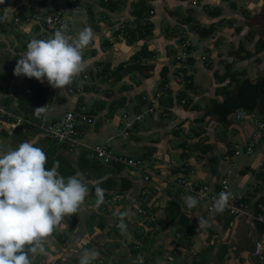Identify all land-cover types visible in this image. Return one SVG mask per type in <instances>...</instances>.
Here are the masks:
<instances>
[{"label":"crops","instance_id":"1","mask_svg":"<svg viewBox=\"0 0 264 264\" xmlns=\"http://www.w3.org/2000/svg\"><path fill=\"white\" fill-rule=\"evenodd\" d=\"M138 1L80 2L75 8L81 13L70 14L71 20L74 15L80 16L84 26L93 29V41L83 50V58L88 65L86 71L63 89H54L47 81L36 82L32 89L37 93L39 88L44 89L47 97L50 89L57 91L58 94H50L52 101L46 106V115L51 120L80 105L85 106L88 111H98L93 123L85 122L81 126L82 139L86 144L81 147L90 151L89 147L106 143L116 153L142 160L144 166L141 170L126 167L118 173L117 177L128 178L132 187L124 193L112 192L101 207L97 208L96 197L88 194L78 213L65 216L46 238L45 253L37 252L30 256L31 264H79L80 255L85 249L90 252L99 250L98 258L108 259L112 264H139L140 259L137 258L149 261L150 264H194L195 258L191 260L192 252H199L201 245L197 242L185 246L184 239L177 236L182 233L179 229L186 218L192 226L191 236L195 230L193 226L198 225L197 217L207 218L208 225L203 230L213 233L204 234L211 242L202 251L211 249L205 264H253L252 251L264 228L257 223L248 222L245 217L233 218L223 214L209 217L208 205L204 206L200 201L196 207L187 209L183 197L190 194L178 185V180L184 177L196 184L211 183L218 187L222 178L230 175L232 192L239 199L248 202L253 210L264 206V180L256 181L255 175V167L259 164L261 166V161L258 157H252L243 163V167H238L239 157H231L235 143H245L250 139L254 118H258L255 117V111H248L249 114L244 120H237V117L236 120H230L242 108L226 117V120L217 114H209L213 101L222 102L229 92H236L237 84L242 79L257 82L248 77L246 67L252 63L263 68L264 59L258 58L263 55L264 49H257V59H246L242 53H254L251 49L258 42L260 34L251 48L245 49L240 43L233 51L241 59H230L232 55L227 59L213 42H231L230 34L234 29L241 32L251 31L250 19L255 17V9L256 14H261L264 0H261V4L242 7V13H239L238 4L232 0H146L155 10L150 18L154 24L153 33L145 39L132 40L131 31L138 25L137 18L132 14L133 4ZM24 2L27 6L32 4L33 8L37 5L33 9L34 13L43 8L38 0H13L9 6L11 12L8 14H14L17 5ZM112 2L115 3L113 10L106 5ZM248 11L251 12L250 15L246 14V21L249 23L241 22L243 12ZM183 13L187 15V19L194 18L197 26L178 23L177 20H184ZM261 17L262 21L255 24L264 23V15L261 14ZM6 20L7 18L1 21L6 23ZM34 23L37 27H28L27 33L40 32L41 26ZM203 28H211L213 33L202 37L200 30ZM260 31L264 33V26ZM6 33L9 35L11 32ZM73 33L72 22L70 35L75 38L76 34ZM17 36L19 38L21 35ZM28 40L30 41L27 39L26 42ZM187 40L191 42L188 47L185 46ZM10 47L16 49L15 54L23 55L26 51H19L12 45ZM142 48L151 52V57L143 58L137 63L153 66L152 70L142 73L131 71L117 80L112 71L120 63L130 62ZM185 49L190 56L187 60H181L179 55ZM203 56H207L208 60H203ZM107 65H110V70L104 68ZM241 66L247 71H240ZM228 71L237 73L238 81L232 83L231 77L223 78ZM79 84H83V91L77 90ZM77 93L80 104L72 101ZM14 95L13 91L4 95V99H10L6 107L12 110L17 102L20 104ZM29 97L30 94L26 96ZM68 100H71L73 108L66 106ZM150 107H154V112L149 113L143 122L135 125L128 135H119L121 117L125 112H143ZM24 110L21 108L19 112L14 111L27 115ZM231 122L234 123L231 125ZM7 123V119L0 115V124L6 127ZM4 130L0 131V138L6 136L12 137L14 142L29 141L43 150L50 144L42 139V134L25 125L17 126L15 132H3ZM5 140H0V154L13 150V145L9 144L8 149L4 146ZM262 143L264 140L258 147ZM233 162L236 165H232ZM236 166L237 171L234 169ZM149 173L150 179H145ZM109 175L100 174L104 179ZM87 181L96 183L99 179L90 178ZM173 204L178 206L180 212L175 213L174 217L170 212ZM139 209L145 210L146 215L139 213ZM123 211L129 213L126 217L129 224L127 233L122 235L119 230L113 233L114 228L112 230L111 226L117 225L118 215ZM181 214L184 216L181 217ZM125 238L130 239L131 247L123 243ZM217 238L227 239L223 253L218 252Z\"/></svg>","mask_w":264,"mask_h":264},{"label":"clouds","instance_id":"2","mask_svg":"<svg viewBox=\"0 0 264 264\" xmlns=\"http://www.w3.org/2000/svg\"><path fill=\"white\" fill-rule=\"evenodd\" d=\"M4 0H0L2 4ZM5 15L0 20L6 19ZM93 41V29L85 27L75 38L66 24L61 25L45 39H32L27 50L16 62L13 74L35 78L54 89L70 86L86 71L88 65L83 50ZM35 115L47 113V107H37ZM242 111V110H241ZM47 155L42 148L24 141L14 150L0 154V264H31L30 256L45 253L46 238L51 235L65 216L77 214L89 194L82 173L64 177L59 162L46 167ZM105 190L95 188V206L105 202ZM201 194L183 197L187 209L196 207ZM233 193L221 191L213 198L209 217L228 210ZM123 211L118 215L117 228L126 234L128 225ZM198 218V231L208 225V219ZM27 246V247H26ZM100 251L85 249L79 264H92ZM142 259V258H137Z\"/></svg>","mask_w":264,"mask_h":264},{"label":"built area","instance_id":"3","mask_svg":"<svg viewBox=\"0 0 264 264\" xmlns=\"http://www.w3.org/2000/svg\"><path fill=\"white\" fill-rule=\"evenodd\" d=\"M78 2L81 0H50V5L43 8V11L39 10L32 16L33 19L41 26V30L38 33L36 39H45L51 35L55 29L61 25L66 24L69 28V34L72 30L71 12L80 14L81 11L69 3ZM107 1V0H106ZM25 17L28 12H24ZM31 16L27 17L29 19ZM23 17H21L22 19ZM25 19V20H26ZM20 20V18H18ZM191 45L190 40L186 41V47ZM190 53L185 49L184 52L179 55V59L187 60ZM203 60H208V57L203 56ZM73 92V89H71ZM77 90L83 91L84 87H77ZM53 89H50L46 96L47 103L52 101L50 94ZM185 103V101H183ZM47 106V105H46ZM242 110V111H241ZM236 113L237 120H244L249 112L241 109ZM88 109L85 106H81L77 111L70 109L64 111V113L57 119L51 120L46 114H41L39 117L33 118L27 115H23L15 112L14 110L0 106V115L7 119L9 125L20 126L25 125L27 127H34L39 129L43 134L50 136L52 139L57 140L63 144L70 146L71 151L86 146L83 141V133L81 124L93 123L94 119L88 114ZM154 112V107H150L143 112H125L121 117V128L119 135H128L136 124L143 122L146 115ZM264 140V119L254 118V129L251 137L245 143H235L232 148L231 157L239 156H252L258 145ZM94 157L104 164L121 163L130 169H141L142 160L128 157L123 154L114 152V150L108 144H101L98 146L89 147ZM232 165H236L233 162ZM150 173L145 176V179H150ZM178 185L190 195L195 196L197 193L201 194L199 201H205L208 203V212L212 205L213 198L216 197L221 191L228 190L232 192L231 182L228 175L222 178L218 187H214L211 183L196 184L188 181L186 178H180ZM225 216L230 217H245L250 223H259L264 225V206H260L259 210H253L250 204L242 199H239L233 193V199L230 200L228 210L222 213ZM253 264H264V232L256 240L252 251ZM98 264H107L101 259Z\"/></svg>","mask_w":264,"mask_h":264},{"label":"trees","instance_id":"4","mask_svg":"<svg viewBox=\"0 0 264 264\" xmlns=\"http://www.w3.org/2000/svg\"><path fill=\"white\" fill-rule=\"evenodd\" d=\"M38 3L42 6L50 5V0H38ZM105 3V2H104ZM73 7H78L80 1L69 3ZM108 7L113 10L115 8V3H107ZM25 5L24 7H26ZM27 9H24L22 12L23 18L25 20L24 12ZM155 12L153 5H151L146 0H139L133 4L132 14L137 18L136 21L138 23L137 27L131 31L132 40L145 39L149 35L153 33L154 24L150 20L152 14ZM190 20V19H189ZM2 22V21H1ZM4 23H0L1 28ZM0 28V29H1ZM2 30V29H1ZM213 33L211 28L209 29H201L200 35L202 37H207ZM254 35H251V39H253ZM131 40V41H132ZM259 50L264 49V42L258 48ZM240 52V51H239ZM151 52H149L146 48H142L138 51L130 62L120 63L112 72L115 74L116 79L120 80L124 75L131 71H139L144 72L145 70H152L153 66L141 65L137 63L141 61L143 58H150ZM104 68H108L110 70V65L105 66ZM228 71L223 78L231 77V82L238 81L237 73H229ZM148 75V74H146ZM165 78V73H164ZM166 79L164 80L165 83ZM39 92L27 99H24L21 102V108L25 109L27 116L36 118L35 109L37 107H44L47 105V99L45 90L39 88ZM262 95L261 89L257 88L256 83H253L250 79H245L243 83H238L236 87V92H229L227 97L222 101H213L212 108L209 110V114H217L221 117H228L232 113H235L238 109H246L249 112H254L259 110L258 99ZM3 99V98H2ZM10 99H3L0 101V106L6 107L9 103ZM186 102V101H185ZM97 111H89L88 114L92 117H95ZM135 113V112H134ZM94 119V118H93ZM140 124V123H139ZM137 125V124H136ZM3 132L8 130L6 127ZM29 129L35 130L36 133H42L39 129L34 127H29ZM45 141L49 142V146L44 150L47 155V168H51L54 161L59 162V172L64 177H69L78 173L83 174V178L85 183L89 188V195L95 196V188L99 185L101 188L105 190V198H109L112 192L118 191L121 193L127 192L131 189L132 183L126 177H117V174L122 172L126 167L121 163H112V164H104L100 162L96 157L93 156L92 151L87 149H82L77 158L73 157V152L71 151L70 146L63 144L57 140L52 139L50 136L45 135ZM76 150V149H75ZM107 167V168H106ZM101 173H109L110 175L105 179L100 176ZM98 175V176H95ZM90 178L99 179L96 183L88 182ZM259 210V209H256ZM170 212L175 216V213H180L177 205L173 204L170 208ZM184 216L181 214V217ZM182 227L179 229L183 234L187 235L192 231V226L189 224L188 219L186 218L183 222ZM262 228H264L263 224H259ZM264 232V231H263ZM262 232V233H263ZM211 253V249L206 252H202L198 255V258H195L194 264H205L207 259L209 258V254ZM104 260V259H103ZM96 264L98 262L96 261Z\"/></svg>","mask_w":264,"mask_h":264},{"label":"rangeland","instance_id":"5","mask_svg":"<svg viewBox=\"0 0 264 264\" xmlns=\"http://www.w3.org/2000/svg\"><path fill=\"white\" fill-rule=\"evenodd\" d=\"M12 1L13 0H4V2L2 4H0V16L5 15L4 9H7V12H6V18H7L6 21L7 22L4 23V25L2 27V30L0 29V101H3V99L5 98L4 95H7L8 93H12V91H13V93L15 94L14 98L18 99L20 101V104H21V102L24 99H27L26 98L27 95L30 94V96H33V95H35L37 93L36 91L33 92L32 87H33V85L35 86L36 82L38 83L39 81H36L35 78L29 79V78H27L25 76L17 77V76H15L13 74L16 62H17V60L19 59V57L21 55L20 54H15L16 53L15 52L16 49H14L13 47H10V45L15 46L17 48V50H19V51H22L23 49L27 50V47L24 48L25 46H27V43L29 42V40H28V42H26L27 39L31 40V38H29V37H32L33 39L37 37L38 34L36 32H34V31H32L33 33L32 32H30V33L26 32V29L28 27H32V28H34V27L36 28L37 27L36 24L34 23L36 21L33 19V16H32L34 14L33 9H35L37 5L34 8L31 7L32 4L28 5L27 6L28 7L27 11H26V12H28V14L26 15V18L29 17V16H31V17L29 19L25 18L26 20H22L21 19V17L23 16L22 12L24 11V6L27 5L26 2H24V3L20 4V5H17V7L15 8L14 14L11 13V15H10L8 13L11 12V7H9V6H11L10 4L12 3ZM20 1H22V0H17V2H20ZM82 1H84V0H82ZM226 1H228V0H226ZM232 1L236 2L238 4L239 13H242V11L240 10L242 7L248 8L252 4H258V3L261 4V0H232ZM42 7L44 8V6H42ZM43 8L41 9V11H43ZM222 11L225 12V9L222 8ZM254 11L255 12H253V15H255L256 18L254 16H252V18L250 19V24L251 25L249 26V29L251 28V31H249V32H241V31H237V30L234 29V30H231V34H230V37H232L231 42L224 43V41H223V42H221V44H218L215 41L213 42V43H215V46H218L217 48L220 50L221 55L225 54L227 56V59L230 58V55L233 56V57L231 56L232 58H230V59H241L240 55H234V53H233V51H235V49L239 46L240 43H242L243 46L245 47V49H247V47L251 48V46H253L260 38L263 37V39H264V35L263 36L261 35L262 31H260L262 29V27L264 26V23L262 24V22H261L260 25L255 24L259 20L262 21L261 14H256V9ZM233 13H235V12H233ZM246 14L250 15L251 12L250 11L243 12V14H242L243 18L240 19L241 22H243V23H245V22L249 23L248 21H246V19H248V16H246ZM186 16L187 15H185L183 13L182 19H184V20L183 21L177 20L178 23H181L183 25H194L196 23V22H194L195 21L194 18L189 20V19L186 18ZM18 18H20V20H18ZM72 22H73V26H74V33L76 35L85 28L83 19L80 16L74 15L72 17ZM0 23H2L1 20H0ZM195 26H197V24H195ZM0 28H1V26H0ZM220 28H222V27H220ZM228 28H230V27H228ZM6 32H11V33H9V35H8V33H6ZM258 32H260V33H258ZM18 34L21 35L19 38L17 36ZM258 34H260L259 35L260 38L257 39V41H256V38H257ZM251 35H254L253 39H251ZM24 39H26V40L24 41ZM251 50L254 51V53L252 55L245 54L246 51H244L243 52L244 54L242 53V55H244V57H246V59H254L255 56L257 55V51L255 50L254 47H252ZM255 59H257V58H255ZM258 59H264V53ZM246 68H248V72H249L248 73L249 74L248 77L251 78V79L253 78L254 81H258V80H260L261 78L264 77V67L263 68L262 67H258L257 65H254V64L250 63ZM246 68H243L241 66L239 69H240V71H242V69L246 70ZM244 81H245V79H242L241 83H243ZM82 85L83 84H81V85L79 84L78 87H80ZM54 93L58 94L56 90H54L53 94ZM53 94H52V96H53ZM79 98H80L79 97V93H77L76 95L73 96L72 101L75 102V103H79L80 104L81 100ZM17 103L18 104H15V107H13V110L19 112L21 110V108H19V106H20L19 102H17ZM66 106H68L70 108L74 107L72 102H71V100L67 101V105ZM80 107H81V105H80ZM80 107L79 106L75 107V110L77 111ZM98 114L99 113H97L96 115H98ZM254 114H255V117L264 119V112L256 110L254 112ZM93 118L95 119L96 117H93ZM230 120H236L235 114L231 117ZM232 123H234V122H231L230 124L232 125ZM89 124H91V123H89ZM3 125L4 124H2V125L0 124V131L3 130V127H4ZM5 126L10 131H14V129L17 130L16 126H12V125H9V124H6ZM80 126H82V124ZM117 133H118V130H117ZM117 133H116V135H117ZM40 134L43 135L42 139H45L44 134L43 133H40ZM1 136H3V135H1ZM31 137H32V135H31ZM1 138L6 139L5 140L6 143H5L4 146L7 147V149L9 147V144H10V146L13 145L12 149L14 150V149H16L19 146L20 143L24 142V141H22V142L21 141H19V142L15 141L14 142L12 137L6 138V136H3ZM1 138H0V140H1ZM13 142H14V144H13ZM82 148L83 147H79V148H77L75 150L76 152L74 151V154H75V155H73L74 158L78 157V155L82 151ZM252 157L253 158L258 157V159L261 161V166H259L260 165L259 164L258 166L255 167L256 170H257L256 174H255L256 178H257L256 181L264 180V143H262L261 147H258L256 153L255 154L253 153L252 156H250V157L244 156V155L239 156V158L237 159L238 162H240L238 167H240V166L243 167V163L247 162ZM141 162H142V166H144L143 161H141ZM238 167L236 166L234 168L235 171H237ZM242 169H244V168H242ZM137 170H141V169H137ZM229 178L231 179L232 176L229 175ZM258 185H260V184H258ZM200 202H202V204L204 206L208 205V203L205 202V201H200ZM139 213L146 215V211L143 210V209H139ZM233 218H235V217H233ZM138 219H140V218H138ZM241 220L244 221V218H241ZM126 223L129 226L128 221H126ZM193 227H195V230H193L191 236H190V233L185 235V236L182 233H180L177 236V238L184 239V245L185 246H189L191 243L194 244V243L198 242L201 245L200 246L201 247L200 251L202 252V251H204V249H206V247H208V244L211 243L209 241V237L207 236L206 237L207 239H206L204 234L212 235L213 233H211L209 231L206 232V230L204 231L203 230L204 228H202V229H200L198 231V225L193 226ZM111 228H112V230L114 228L113 233H115V232L117 233V231L119 230L117 228L116 224L112 225ZM176 229H177V226H176ZM213 232L217 233L216 231H213ZM220 235H221V233H220ZM127 237H129V236H127ZM228 237H230V236H228ZM129 240H130L129 238H125V241L123 243H125L129 247H131L130 244H132V243ZM217 240H219L218 242L216 241V247L218 248V252L219 253H223L224 250H226L225 247H223V246H224L225 242L227 241V239L226 240L225 239L221 240V239L217 238ZM199 252H198V250L197 251L193 250L191 260H193L194 258H198L197 254ZM164 256H167V255H164ZM150 258H151V256H149L148 259H150ZM163 258H165V257H163ZM216 258H218V257H216ZM101 259H104V258H98L96 261L99 262ZM104 261L107 264H112L111 262L108 261V259H106V260L104 259ZM168 261H170V260L168 259ZM52 263L55 264L54 262H52ZM146 263L150 264L149 261L145 262V260H143V259L142 260L140 259V261H139V264H146Z\"/></svg>","mask_w":264,"mask_h":264},{"label":"water","instance_id":"6","mask_svg":"<svg viewBox=\"0 0 264 264\" xmlns=\"http://www.w3.org/2000/svg\"><path fill=\"white\" fill-rule=\"evenodd\" d=\"M257 87H261L262 95L258 99V105L261 112H264V80L256 85ZM226 120V117H224Z\"/></svg>","mask_w":264,"mask_h":264},{"label":"flooded vegetation","instance_id":"7","mask_svg":"<svg viewBox=\"0 0 264 264\" xmlns=\"http://www.w3.org/2000/svg\"><path fill=\"white\" fill-rule=\"evenodd\" d=\"M261 14L264 15V4H263V8H262V13H261ZM261 34H262V36L264 35L263 32H261ZM263 42H264V39H263V37H262V38H260V39L258 40V42L254 45V48H255L256 51H257V49L260 47V45H261ZM246 54H248V52H246ZM263 80H264V77L261 78L260 80H258V81L256 82V85H257L258 83L262 82ZM261 87H262V86H261ZM261 87H257V88L261 89Z\"/></svg>","mask_w":264,"mask_h":264}]
</instances>
